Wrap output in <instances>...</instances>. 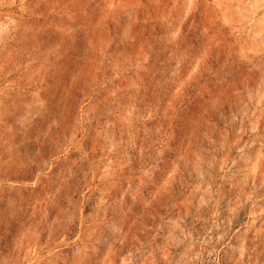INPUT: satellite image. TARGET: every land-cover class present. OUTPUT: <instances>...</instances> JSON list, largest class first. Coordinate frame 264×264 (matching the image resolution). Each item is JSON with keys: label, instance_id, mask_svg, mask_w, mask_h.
<instances>
[{"label": "rangeland", "instance_id": "374dc122", "mask_svg": "<svg viewBox=\"0 0 264 264\" xmlns=\"http://www.w3.org/2000/svg\"><path fill=\"white\" fill-rule=\"evenodd\" d=\"M0 264H264V0H0Z\"/></svg>", "mask_w": 264, "mask_h": 264}]
</instances>
